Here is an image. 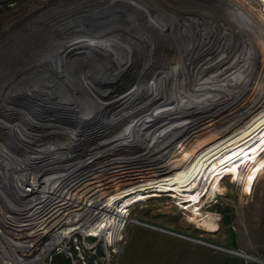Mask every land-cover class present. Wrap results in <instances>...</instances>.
Returning <instances> with one entry per match:
<instances>
[{"label":"bare ground","instance_id":"obj_1","mask_svg":"<svg viewBox=\"0 0 264 264\" xmlns=\"http://www.w3.org/2000/svg\"><path fill=\"white\" fill-rule=\"evenodd\" d=\"M146 1L140 2L148 5L146 8L151 17L145 18L142 15L141 19L137 18L136 13L100 21L93 16L72 17L73 14L68 13L55 14V19L40 23L38 32L47 28L56 30L51 34H46L48 31L43 32L46 37H43L45 40L40 50L33 48L32 42L29 41L33 33L27 32L21 37L24 43L21 48L18 43L8 47V60L2 57L3 54L0 55V102L4 104L8 96L13 98L23 93L34 99L36 105H41L42 108L44 106L46 109H56L62 113L74 106L76 111L86 110L95 118L97 115L102 117L101 114L106 111L107 106L115 107L108 97L116 101L120 99L119 104L123 103L114 108L116 113L105 120L104 124L107 129H114V121L121 119L128 121L127 126L116 138L104 140L110 142V145H119L116 148L131 144L149 149L150 155L126 156L121 157V160L137 164L136 167L141 169L154 166L157 168L154 172L158 173L154 178H145L136 183L135 188H127L125 183L112 181L113 187L103 204V211H110L109 223L120 216L112 212L115 201L134 193L135 189L137 192L133 196L158 183H189L191 176H198L191 189L194 191L197 185V188L202 190L200 194L204 195L203 191L212 173L220 171L234 161L242 149L244 154L253 148V141L258 143L255 146L264 145V68L256 67L260 60L264 61V16L260 12L264 10V0H257L262 9L245 5L242 1L217 0L214 6L219 8L220 15L215 13L217 10L214 13L218 17L211 12V8L196 5V0H192L194 3L189 4L198 6L193 7L196 10L194 18L172 16L170 12H165ZM187 5L183 10L189 13ZM77 11L75 12L81 14L83 10L79 7ZM143 13L140 11L139 15ZM183 21L193 25L179 29L178 27L184 24ZM195 24L199 28H195ZM173 27H177L175 34H172ZM163 30L167 33H162ZM77 46H84V53L78 52ZM19 49L21 51L18 53ZM28 51L31 52L29 56ZM201 51L208 52V56H203L204 52ZM196 53L198 54L193 58ZM228 55V61L232 60L222 67L224 58ZM253 57H258L259 60H253ZM1 59L5 61L2 62ZM129 74L139 80L132 83L120 97L106 93L112 89H100L103 83L114 86L125 78L129 79ZM245 74L247 76L243 79ZM38 75H41V79L37 78ZM204 90L209 91L208 96L213 99L207 97L204 100ZM250 92V97L245 98L244 95ZM133 97L135 100L139 97L137 100L141 99L149 104H138L136 108L126 110L125 104ZM164 104L183 106L187 110L164 118H157L153 113L145 118L139 117L138 119H142L132 124L129 122L131 118L136 117L140 109L146 106L157 108ZM43 111L36 109V118L40 123L43 122L42 127H53L55 131L62 129L59 126L64 127L63 130L70 128L59 121L39 119L41 113L43 118L52 117L45 115ZM184 113L190 114L187 115L188 118L176 117ZM28 117L30 118V115ZM147 120L145 124L141 123ZM211 120L216 122L212 123ZM86 121L88 120H75V129L78 127L81 130L85 127L82 123ZM23 125L19 124L16 129L12 127L8 130L22 145L30 144V134L27 132L24 136L26 130ZM220 125L223 126L221 130L217 128ZM177 128L180 129L175 131ZM211 132L214 134L209 135ZM49 146V151H58L57 148ZM10 150L12 149L7 146H0V157L4 159V163L17 165V169H0L1 191L5 190V180H10V185L23 178L32 179L29 166L23 163L24 160L20 161L21 157L17 153ZM62 152L66 156L70 154V151ZM62 152L58 155L62 156ZM9 158L14 162H10ZM202 166L203 169L197 175H192L194 169L198 171ZM200 194L182 196L183 200L187 197L188 201ZM71 196L81 198L79 193H72ZM0 202L2 220L8 216V198L2 196ZM14 202L13 198L10 199L11 204ZM46 226L32 229L33 232L28 233L41 235ZM7 237L19 244L20 248L17 249L10 241L9 245H4L1 241L4 238L7 240ZM21 239L22 237H19L15 240L11 229L5 228L2 231L0 264H36L41 260L23 255L31 246L28 243L25 245Z\"/></svg>","mask_w":264,"mask_h":264},{"label":"rangeland","instance_id":"obj_2","mask_svg":"<svg viewBox=\"0 0 264 264\" xmlns=\"http://www.w3.org/2000/svg\"><path fill=\"white\" fill-rule=\"evenodd\" d=\"M140 1H144V0H0V37L18 31L17 33L13 34L11 37L8 38L9 42L5 46L6 48H4L5 51L3 49L0 55L3 54L2 57H6V60H8L9 58V53L7 51L8 47H10L12 44L18 43V45H20L19 48H21L24 45V43L21 41V37H23L27 32L33 33V36L31 35V37H29L30 38L29 41L32 42L31 44L33 48H39L40 50L45 40L43 37H46V34H51L52 32L56 31L47 28L44 30H40V32H38L40 23L43 22L44 20L55 19L56 16L59 15V13L61 14L68 13V15L73 14L72 17H78L80 15H82L83 17L93 16V18H97L96 20L99 21L102 19L104 20V19H113L115 17L117 18L124 17L128 13H132V14L136 13V15L138 14L137 18L140 19L143 18V16H145V18L151 17V15L148 14L146 8L148 7V5L143 4ZM176 1H178L180 8L183 10L186 4H183L181 0H176ZM216 2L217 0H214V3ZM148 4L156 5L151 0H149ZM137 5H141L142 7H139ZM79 7L81 8V10H83L81 14L76 13L78 12L77 9H79ZM159 8L163 9L165 12H170L172 16L178 17L177 16L178 13L175 14L168 7L161 6ZM140 11L141 13L143 12L144 13L139 15ZM180 14L183 15L182 13ZM261 14L264 16V10L261 11ZM183 22L184 24L179 26L178 27L179 29H186L187 25L188 26L193 25L192 23L189 22H185V21ZM6 26L8 29L5 32L3 29L6 28ZM194 27L199 28V26L196 24ZM172 30H173L172 34L177 33L176 32L177 27H173ZM44 31H48V32H46V34L43 35ZM162 33H167V31L163 30ZM0 39L2 40V38ZM77 48L76 50H78V52L80 53L82 52L84 53V49H86L84 46H77ZM19 51H21V49L18 50V53ZM28 52L29 53L27 55L29 56L31 52L30 51ZM203 52H202L203 56H208L207 55L208 52L207 53H205V51ZM197 54L198 53H196L195 55L193 54L192 57L194 58ZM228 57L229 55L224 58L225 63H223L222 67L226 65V63L232 60L231 59L228 61ZM254 59L259 60L258 57L257 58L253 57V60ZM1 61L4 62L5 60L1 59ZM260 61L261 62L256 66L257 69L264 68V61L262 60ZM6 66H8V63ZM8 75L9 73L6 76ZM246 76L247 74L243 76V79H245ZM40 77L41 75L37 76L38 79H41ZM247 80L248 77L246 81ZM262 81L264 82V78H262ZM208 92L209 91H205V90L203 91L202 97L204 100L207 97L210 98V96H208ZM251 92L246 93L247 95L246 94L244 95L245 98L246 97L249 98L250 95L252 94ZM106 93L109 95L112 94L114 96L115 95L117 96L114 89L111 90V92H106ZM135 97H137V95ZM135 97H133V99H130L129 102L125 104L124 108L126 107V110L133 107L136 108L138 104H145V103L149 104L148 102H143L144 100L141 99L137 100L139 97L135 100ZM108 99L115 107L116 106L119 107L121 104H123V103L119 104L120 99L117 101L109 97ZM196 99H198V97H196ZM37 106L38 107L36 109H40V110L46 109L44 106L43 108L41 105H37ZM182 110L183 111L187 110V108H183V106L179 107L177 105L167 106V104L161 106L159 105V107L157 108L156 107L153 108V106L151 107L146 106L145 108L140 109L138 111L139 113L137 112L138 114L136 115V117L131 118L129 122L132 124L133 122H137L138 120L142 119V118L138 119L139 117L145 118L146 115L153 113L157 118L158 117L164 118L165 116L171 117V114L180 112ZM187 115L190 114L189 113L179 114L176 117L180 119L184 117L188 118ZM211 121L212 123L216 122L214 120ZM146 122H148V120L141 123L145 124ZM216 124L218 125L219 123ZM53 125L54 124L52 123L51 126ZM4 127L5 129H7L6 127L8 126H4ZM217 128L221 130L223 126L220 125ZM179 129L180 128H177L175 131H178ZM121 132L122 130L117 131L116 132L117 134H114L113 138H116ZM43 134L44 133L42 132V137L44 136L46 138V135ZM208 134L212 135L214 134V132ZM75 136H77V134H73L71 138L74 139ZM64 140L67 141L66 143H64V145L71 144L72 139H64ZM253 144L254 145H251V147L253 148L247 150L246 152H244V154H242L243 152L242 149L234 161L224 166V168H222L220 171L218 170L217 172L215 171V173L211 174L210 178L208 179L207 187L206 188L203 187V189L205 188V190L203 191L204 195H202L203 193L200 194L202 190H199L197 188V185L194 191L191 189L195 184L194 180H196L198 176L197 177L191 176L192 178H190L189 183H187V181H184L180 184H175V185L174 184L171 185V183L168 182L156 184L154 186L156 187V190L153 191H159V192H152V193L157 195L155 197L147 198L144 202L138 203L134 208L130 210L131 211L130 217L132 219L138 218L142 223H145L148 226L147 225L143 226L141 224H136V223L129 224L125 230L122 250L120 254L118 255H116V253L111 254L112 256L110 257L109 261L100 260L99 253L97 250L99 249V246H97L92 250H85L86 253L83 254L80 252L76 253V258H80L78 255H81L82 256L81 258L88 260L92 263H94V260L96 261L98 260L97 261L98 264H212L211 259L207 258L206 255L203 256L201 253L199 254L191 253L190 250L184 247L185 246L184 244L172 247L164 243L163 245L157 246L158 253L151 255L150 251L148 250L149 247H146L147 243L144 242L137 243L136 241L130 240V238L132 237V235H130L132 233L130 232L131 231L130 229L136 226L139 228L141 227L142 230H146V229L154 230L164 234H169V233L162 232L160 230H164V231L168 230L171 233H175V234L178 233L180 235H183L184 237H188V239L182 237L180 238L187 240L191 244H197L213 252L238 258L243 261V264H245L244 260L241 259L240 257H236L234 255L228 254L220 250H215L209 246H212V244L213 245L216 244L219 246L225 245V246L234 247L236 249L237 248L241 249L238 246H233L229 244L230 236L228 233V229L232 225V228H234L236 231L240 229H245L247 230V232L248 231L252 232L251 230L255 231L257 227L256 221L258 220V214L261 212V210L264 213V145L260 144L255 146L258 143L254 141ZM114 146L116 148L119 145H116L115 143ZM52 147L57 148L56 146H52ZM40 148H42V146ZM59 149L62 148L59 147ZM146 149L147 148L140 149V151L137 154L150 155L151 151L149 149L147 150ZM9 159L10 162H14L13 159L11 158ZM202 169L203 166L200 167L198 171L194 169L192 175H197L198 172ZM158 177H162V176H158ZM135 185L136 183L135 184L133 183V184H128L125 187L135 188ZM136 192L137 191L135 189L134 193ZM191 193L192 195L196 193L200 195L196 197H191V199H189L188 201H187V197H185L186 199L183 200L184 198L183 196H185V194L191 196ZM143 197L144 196H141L139 199ZM105 210L109 211L108 209ZM202 217L204 218L201 219ZM252 223H254V226L252 225ZM152 227L158 228L160 230L154 229ZM248 228L251 230H249ZM195 239H198L197 241L199 242L197 243ZM201 240L208 242L209 246L202 245ZM254 241L255 239L252 238L251 242ZM86 246L87 247L90 246V242L86 243ZM133 251H135V253H132ZM247 253L254 256H259L260 254H264V247H262L261 249L258 248V250L256 249L252 252H247ZM134 254L137 255V260L135 262L133 260ZM61 258L64 259L62 256ZM59 263L60 262H57L56 264ZM50 264H53V259Z\"/></svg>","mask_w":264,"mask_h":264},{"label":"built area","instance_id":"obj_3","mask_svg":"<svg viewBox=\"0 0 264 264\" xmlns=\"http://www.w3.org/2000/svg\"><path fill=\"white\" fill-rule=\"evenodd\" d=\"M151 1L158 7L165 6L170 8L175 14L178 13V17L182 16L183 18H194L196 10L193 7H198L189 4V2H193L192 0H181L183 4H188V10H190L188 12L190 13H187L180 8L176 0ZM234 1H242L245 5L261 8L259 6L260 2L257 0ZM194 4H200L204 8L207 6L213 10H210L213 13L217 10L218 12L215 13L220 15L219 8L214 6V0H196ZM220 5L223 6V4ZM216 14L215 17H218ZM7 29L6 26L3 30L6 32ZM17 32L0 37L2 38V40L0 39V54L6 48L5 46L9 42L8 38ZM60 133L62 134H59V139H72L74 141L71 138V132L61 130ZM76 137L80 138L81 136ZM76 137L75 139H77ZM45 144L42 146L43 148L39 147L40 151L36 152L51 153V158L54 157V161L52 160L54 164L51 166L47 161H40V158L36 154L31 155L27 164V161H23V158L19 156L22 158H20V161L27 164L32 171V179L23 178L25 181L22 179L10 185L8 184L10 180H5V190H0V197L6 196L9 203V206L6 208L8 213L7 218L2 220L0 218V236L5 228L13 230V238L15 240L22 237L21 240L25 242V245L28 243L31 246V249L29 250L28 248L27 252H24L23 255L36 259L41 258L36 264H50L55 255H61L69 261V264H98V260H94V263H92L81 258V255H78L80 258H76V253L80 252L83 254L86 253L85 250H92L97 246H99L101 251L99 254L100 260L109 261L112 256L111 254H120L125 230L129 224L147 225L142 223L138 218L132 219L130 217V210L138 203H142L147 198L157 195L152 192H159L153 191L156 190V187H153L143 190L139 195L133 196L134 193H131L118 199L112 207L114 209L112 212L118 213L120 216L117 220H111L109 223V219H111L109 218V211H103V204H105L109 191L113 187L112 184L116 182L118 184L125 183L126 185L140 183L145 178L154 177L158 173L154 172L157 168L154 166H148L143 169L137 168V164L123 162L121 157L125 156H109L108 149L97 148V146L101 145H97L96 147L90 146V149L81 150L80 153H75L74 150L67 156H59L58 153L62 152L60 151L61 149H58L54 153L47 150L49 145L48 143ZM0 146L3 145L0 144ZM2 160L4 159L0 157V169L5 171L4 168L7 169L12 164L4 163ZM26 167L24 166V168ZM8 169L11 170V168ZM112 181L114 182L112 183ZM72 193H79L81 198H74L71 196ZM141 196L144 197L139 199L138 197ZM12 198L15 202L11 204L10 199ZM101 198L102 200L100 201ZM100 208L101 211H99ZM36 225L39 226L34 228ZM44 225L47 226L44 229L45 232H42L41 235L29 234L33 232L32 229H38ZM160 231L188 239V237H184L178 233H171L168 230ZM195 240L197 241L198 239ZM8 241L11 242L10 244L16 245L17 249L20 248L19 244L13 242L9 237H7V240L4 238L1 242L7 246L9 245ZM87 241L90 242V246L88 247L86 246ZM201 244L209 246L208 242L202 240ZM209 247L240 257L244 260L245 264H264V254L254 256L244 252L242 249L225 245L212 244Z\"/></svg>","mask_w":264,"mask_h":264},{"label":"water","instance_id":"obj_4","mask_svg":"<svg viewBox=\"0 0 264 264\" xmlns=\"http://www.w3.org/2000/svg\"><path fill=\"white\" fill-rule=\"evenodd\" d=\"M127 78L129 79L125 78L121 82H117L114 86H111L110 83H103L101 84L100 89L105 91L114 89L117 96L120 97L119 95H122L132 83H137V80H139L138 77H130V74L129 76H127ZM5 101L6 103L4 106V103L0 102V144L11 148L13 152L18 153L24 161H27V164L32 154H36L40 158V161H47V163L51 166L54 164V157L51 158V153L36 152L40 151L38 148L40 146H44L45 143H48V145L51 146H56L57 150L59 149L58 147H61L62 149L60 151L64 150L66 152H72L75 150V153H80L81 150H88L90 149V146L96 147L97 145H101L97 146V148L102 147L108 149L109 156L122 155L125 157L132 155L139 156L137 153L140 151V149H142L139 145L134 146L131 144H125L122 146V148H115L114 145H110V142L103 140L110 138L111 136V138H113V135L117 134V131L123 130L128 122L127 120L116 119L114 121L116 125L114 129H107L108 127L106 128L107 125L104 124L105 120H108L112 115L116 113L114 112L115 107L113 106H107L106 111L101 114L102 117H98L97 115L95 118H92L86 110L76 111L74 109V106H72V109L66 110L62 113H59L56 109H44L43 113H46L45 115L49 114L52 117L43 118L44 116L41 113V115L38 117L39 119H49L59 121L65 125H69L70 128L67 131L71 132L72 135L77 134V136H81L77 139H75V136L73 139L74 141L71 140V144L64 145V143H66L67 141H65L64 139H59V134H62L60 133V131L63 130L64 127L59 126V128H62L58 130L59 132L55 131L53 127H42L43 122L40 123L36 118L38 116V112H36V108L38 106L36 105L34 99H31V97L22 93L13 98L8 96ZM46 104L47 103H45V105ZM28 115H30V118L28 117ZM31 116L34 119H31ZM82 118L84 120H88L86 121V123L81 122L82 124H85V127H82L81 130L78 129V127L75 129V120L77 121L78 119H81L83 121ZM19 124H24L23 129L26 130L24 136H26L27 132L30 134V136L28 137L30 138L28 140L31 141L30 144L26 143L22 145V143L18 142L16 138L10 135V131L8 129H11L12 127L16 129ZM3 126L8 127H6L7 129H5ZM42 132L44 133L43 135H46L45 139L44 136L42 137ZM31 146H36V148H30ZM62 156H65L64 152H62ZM10 167L11 170L17 169V167L13 164ZM7 172L9 173V170H7Z\"/></svg>","mask_w":264,"mask_h":264},{"label":"crops","instance_id":"obj_5","mask_svg":"<svg viewBox=\"0 0 264 264\" xmlns=\"http://www.w3.org/2000/svg\"><path fill=\"white\" fill-rule=\"evenodd\" d=\"M203 218L204 217H202L201 219ZM256 222H257L256 225L257 227L255 231L248 228L252 232L249 231L247 232V230L245 229H240L242 231L240 230L236 231L234 228H232L231 225V227L228 229V233L230 236L229 244L233 246H238L239 248L247 252H252L256 249L258 250V248L261 249L262 247H264V213L262 212V210L258 214V220ZM252 225L254 226V223H252ZM130 230H131L130 232H132L130 234L132 235L130 240L136 241L137 243L140 242L147 243L146 247H149L148 250L150 251L151 255L158 253L157 246L163 245L164 243L172 247L184 244L185 245L184 247L190 250L191 253H198V254L201 253L203 256L206 255L207 258L211 259L212 264H243V261L238 258L213 252L197 244H191L187 240H184L175 235L164 234L154 230H147V229L142 230L141 227L139 228L136 226L131 228ZM252 238L255 239L254 242H251ZM132 253H135V251H133ZM133 260L134 262L137 260L136 254L133 255Z\"/></svg>","mask_w":264,"mask_h":264},{"label":"trees","instance_id":"obj_6","mask_svg":"<svg viewBox=\"0 0 264 264\" xmlns=\"http://www.w3.org/2000/svg\"><path fill=\"white\" fill-rule=\"evenodd\" d=\"M100 249H98V253L100 254ZM57 262H60L59 264H69L68 260L62 259L60 255H55L53 257V264H56Z\"/></svg>","mask_w":264,"mask_h":264}]
</instances>
